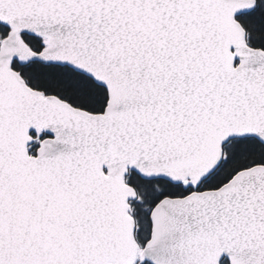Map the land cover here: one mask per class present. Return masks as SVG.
<instances>
[{
  "label": "snow or ice",
  "instance_id": "obj_1",
  "mask_svg": "<svg viewBox=\"0 0 264 264\" xmlns=\"http://www.w3.org/2000/svg\"><path fill=\"white\" fill-rule=\"evenodd\" d=\"M0 264H264V0H0Z\"/></svg>",
  "mask_w": 264,
  "mask_h": 264
}]
</instances>
